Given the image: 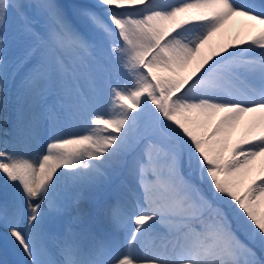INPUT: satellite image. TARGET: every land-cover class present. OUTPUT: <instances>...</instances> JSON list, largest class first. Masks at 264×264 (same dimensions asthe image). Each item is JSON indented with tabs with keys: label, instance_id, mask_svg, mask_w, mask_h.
I'll use <instances>...</instances> for the list:
<instances>
[{
	"label": "snow or ice",
	"instance_id": "snow-or-ice-1",
	"mask_svg": "<svg viewBox=\"0 0 264 264\" xmlns=\"http://www.w3.org/2000/svg\"><path fill=\"white\" fill-rule=\"evenodd\" d=\"M0 122L11 264H264V0H0Z\"/></svg>",
	"mask_w": 264,
	"mask_h": 264
},
{
	"label": "bare ground",
	"instance_id": "bare-ground-1",
	"mask_svg": "<svg viewBox=\"0 0 264 264\" xmlns=\"http://www.w3.org/2000/svg\"><path fill=\"white\" fill-rule=\"evenodd\" d=\"M72 3L80 2V0H70ZM65 2V1H64ZM171 2H177V0H171ZM67 3L68 0H67ZM252 22L247 21L245 18L242 17H236L232 21L226 25L225 29L222 31L221 34H217L216 37H214V42H227L230 38H235L237 34L239 33L241 36H243L245 33L241 31L245 25H248ZM3 115L7 116L9 120L12 119V107L11 105L8 108V111L6 113H3ZM251 117V118H250ZM249 118H246V122L243 125H240L237 130H235L232 134V143H235L237 140L240 139V137L244 134L245 131V124L252 120L253 117L250 116ZM11 130V124H4L3 122H0V133L1 131H10ZM259 166L260 162L257 161L256 165L253 168L252 173L249 176V181L251 179H255L256 176L259 173ZM58 171H63V169H60ZM82 207L87 212L89 208L87 207L85 201L82 204ZM261 211H264V207L261 208ZM4 248L5 252L13 259V261L20 260L22 258V254L17 253L13 250L12 244L10 240H5L2 232H0V261L5 260V257L1 253V249Z\"/></svg>",
	"mask_w": 264,
	"mask_h": 264
},
{
	"label": "rangeland",
	"instance_id": "rangeland-1",
	"mask_svg": "<svg viewBox=\"0 0 264 264\" xmlns=\"http://www.w3.org/2000/svg\"><path fill=\"white\" fill-rule=\"evenodd\" d=\"M64 1H65V3H67V0H64ZM68 2H69V3H72L70 0H68ZM249 117H250V116H246V117L244 118V122H243L241 125H243V124L246 122V118H249ZM250 118H251V117H250ZM216 119H218V117H217ZM212 124H213V125L215 124V120L212 121ZM238 128H239V127H237L235 130H237ZM1 133H2V131H1ZM85 203H86L87 207L90 208V205L88 204V202L85 201ZM4 251H5L4 248H2V249H1V253H2L3 256L5 255V252H4ZM6 260L9 261L10 264H11V262L13 261V259H12L10 256H8V258H6Z\"/></svg>",
	"mask_w": 264,
	"mask_h": 264
}]
</instances>
